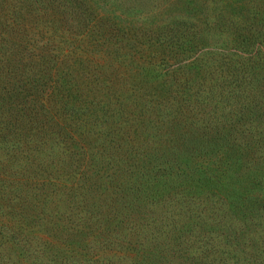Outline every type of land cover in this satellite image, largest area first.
<instances>
[{
  "label": "trees",
  "instance_id": "trees-1",
  "mask_svg": "<svg viewBox=\"0 0 264 264\" xmlns=\"http://www.w3.org/2000/svg\"><path fill=\"white\" fill-rule=\"evenodd\" d=\"M147 1L0 0V264H264V0Z\"/></svg>",
  "mask_w": 264,
  "mask_h": 264
},
{
  "label": "rangeland",
  "instance_id": "rangeland-1",
  "mask_svg": "<svg viewBox=\"0 0 264 264\" xmlns=\"http://www.w3.org/2000/svg\"><path fill=\"white\" fill-rule=\"evenodd\" d=\"M98 1V0H97ZM109 1V5H119V6H123L125 4H130L129 0H108ZM148 2V1H147ZM164 2V1H163ZM161 2V3H163ZM150 5L154 4V0H152L151 2H148ZM165 4V2L163 3ZM101 5H105L103 3H101ZM162 5V4H161ZM164 6V5H163ZM260 191H264V186L263 187H258L257 188Z\"/></svg>",
  "mask_w": 264,
  "mask_h": 264
}]
</instances>
